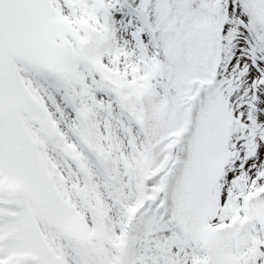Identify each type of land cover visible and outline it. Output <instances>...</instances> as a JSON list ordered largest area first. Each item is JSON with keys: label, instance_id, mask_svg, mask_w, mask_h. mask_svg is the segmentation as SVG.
<instances>
[{"label": "snow or ice", "instance_id": "6c2138e0", "mask_svg": "<svg viewBox=\"0 0 264 264\" xmlns=\"http://www.w3.org/2000/svg\"><path fill=\"white\" fill-rule=\"evenodd\" d=\"M0 264H264V0H0Z\"/></svg>", "mask_w": 264, "mask_h": 264}]
</instances>
